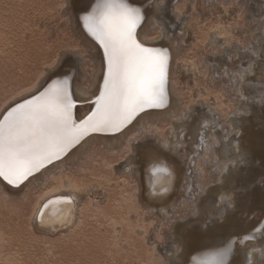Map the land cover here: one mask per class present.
<instances>
[{"label":"bare ground","instance_id":"1","mask_svg":"<svg viewBox=\"0 0 264 264\" xmlns=\"http://www.w3.org/2000/svg\"><path fill=\"white\" fill-rule=\"evenodd\" d=\"M177 1L128 0L131 7L141 8L145 17L137 30V38L146 46L169 52L168 107L145 110L118 133L89 135L68 156L41 169L20 188L7 185L0 178V194L3 202L14 203L18 196L25 195L24 190H40L30 211L31 230L48 238L66 235L79 221L84 199L97 187L73 173L62 172L77 163L87 150L97 153L103 149L109 155H123L119 169L106 158L105 165L134 178L133 205L142 214L135 217L141 220L144 216L156 217L161 226L162 223L166 225L164 229L169 232L166 239L176 238L174 255L167 257L165 252L162 255L166 262L160 259L151 264H196L202 254L211 259L218 257L230 242L232 251L226 258L227 264H247L246 252L264 247V88L261 87L264 84V60L259 56L264 48V0H249V5L245 3L244 7V2L240 1L242 6H239L241 3L236 0L235 6L244 11L240 24L245 30L240 35L236 33L235 45L227 43L230 37L223 33L222 27L207 28L205 40L200 42L205 55L200 51L202 56H198L202 59L197 56L191 60L182 55L183 38L195 30V25L184 21L183 6H176ZM198 1L215 4L212 0L194 2ZM90 5H94V0H64L62 7L79 45L62 49L30 86L2 101L0 113L14 102L35 94L51 79H62L65 75L70 78L74 98L95 100L102 89L103 51L88 35L83 19L78 20V16L90 13ZM248 7L249 17L246 15ZM257 13L260 14L259 22H255ZM250 21L257 24L255 28L246 25ZM247 49L258 53L255 75L247 77L251 82L249 85L238 86L237 72L247 68L252 59ZM201 73L203 78L204 75L208 78L206 82L213 79L217 83L219 79L222 97L199 94L202 88L194 76ZM178 76L186 81H177ZM182 87L186 88L182 89L185 92L181 91ZM193 90L198 93L194 99ZM232 94H237V98L235 104L229 105L228 96ZM221 98H226V103H221ZM91 108V103L79 104L74 109L76 118L86 117ZM190 112L191 118L185 119ZM157 159L169 166L171 178L165 174L151 175ZM47 179L54 183L48 185ZM69 194L71 203L57 200L44 210L48 225L58 227L67 222L66 227H58L52 232L34 223L33 213L39 204L50 197ZM24 195L25 199L30 198ZM22 199H18L20 203L24 201ZM19 201L14 204L18 206ZM156 228L153 224L148 232L140 231L149 242H156ZM249 235L254 238L245 240L244 237ZM3 242L0 233V254ZM162 246L159 251L165 250V245ZM156 249L155 245L150 248L151 252ZM252 260L253 264H260V253L252 252Z\"/></svg>","mask_w":264,"mask_h":264},{"label":"rangeland","instance_id":"2","mask_svg":"<svg viewBox=\"0 0 264 264\" xmlns=\"http://www.w3.org/2000/svg\"><path fill=\"white\" fill-rule=\"evenodd\" d=\"M194 1L176 2V6H183L184 21L195 25V30L189 31L187 37L183 38L182 55H186L190 60L198 55H205V49L201 50L200 42L205 40L208 29L214 26L222 27L223 33H228L230 37L227 43L235 45L237 35L245 30L240 24L244 11L235 6L236 0H212L214 5ZM237 1L244 2L243 7L246 6L245 3L249 5V0ZM63 3L64 0H0V105L23 87L30 86L45 69L46 64L53 62V58H56L62 49L79 45V40L77 41L71 29V21L62 7ZM239 6H242V3ZM249 8H246L248 17ZM259 15L256 14L255 22H259ZM245 21L248 23L247 19ZM246 25L255 28L257 24L254 25L250 21ZM199 27L203 28L199 30ZM182 55L181 57H184ZM201 74L194 76L197 85L202 88L199 94L208 96L211 93L222 97L219 79L217 83L213 79L206 82L208 78H205V75L203 78ZM177 81L183 83L186 78L178 76ZM226 86L228 87L225 84ZM182 89L186 90L185 87H182L181 91ZM197 94L193 90L192 99L196 98ZM236 98L237 94L229 95V105L235 104ZM225 100L227 101L226 98H221V103H226ZM87 151L82 154L81 160L62 172L73 173V176L82 177L80 179L84 182L95 184L97 187L84 199L79 221L67 236H55L52 239L31 230L30 211L40 190H24L23 195L30 198L25 199L21 195L24 198L22 199L18 196V199L24 200L20 203L15 199L16 205L17 201L20 203L18 206L13 202H3L4 198L2 199L0 192V233L4 238L0 264H151V261L160 259L166 262L162 255L165 252L167 257L174 255L176 238L166 239L165 235L169 234L164 229L166 225L162 223L161 226L156 217L149 219L144 216L143 220L135 217L136 214H142L136 211L133 205L134 178L129 173L115 170L122 167L123 160L120 157L123 155H109L103 149H99L97 153ZM105 158L113 161L115 169L105 165ZM46 183L49 185L54 181L47 179ZM153 224L157 227V241L149 242L142 232H148L153 228ZM154 245L157 249L151 252L150 248ZM162 245H165L166 251H159Z\"/></svg>","mask_w":264,"mask_h":264},{"label":"snow or ice","instance_id":"3","mask_svg":"<svg viewBox=\"0 0 264 264\" xmlns=\"http://www.w3.org/2000/svg\"><path fill=\"white\" fill-rule=\"evenodd\" d=\"M83 19L84 28L103 51L102 89L94 101L76 99L70 78L51 79L35 94L14 102L0 113V178L7 185L20 188L41 169L68 156L80 142L94 133H118L145 110L168 107L169 52L146 46L137 38V30L145 17L141 8L131 7L128 0H94ZM252 58L247 68L237 72L239 85H249L248 76L255 75L257 51L247 49ZM264 60V48L259 52ZM264 88V84H261ZM81 103H91L89 114L77 119L74 109ZM190 112L185 119H190ZM206 126V125H205ZM172 171L157 159L151 168L153 177ZM167 191V189H164ZM71 195L50 197L37 206L34 223L56 232L66 227L46 223L45 209L57 200L71 203ZM45 217L44 219H41ZM249 235L245 240H252ZM229 247L218 257L203 264H227ZM252 252L260 253L264 264V247L246 252L247 264H253Z\"/></svg>","mask_w":264,"mask_h":264},{"label":"water","instance_id":"4","mask_svg":"<svg viewBox=\"0 0 264 264\" xmlns=\"http://www.w3.org/2000/svg\"><path fill=\"white\" fill-rule=\"evenodd\" d=\"M192 251V250H191ZM215 256V255H214ZM200 258H197L196 260V264H203L204 261H208V260H211V256H206V255H200L199 256Z\"/></svg>","mask_w":264,"mask_h":264}]
</instances>
